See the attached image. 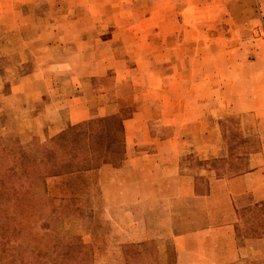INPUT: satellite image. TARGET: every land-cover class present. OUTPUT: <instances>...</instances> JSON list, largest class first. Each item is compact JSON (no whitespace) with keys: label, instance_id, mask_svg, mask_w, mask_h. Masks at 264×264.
Returning <instances> with one entry per match:
<instances>
[{"label":"rangeland","instance_id":"1","mask_svg":"<svg viewBox=\"0 0 264 264\" xmlns=\"http://www.w3.org/2000/svg\"><path fill=\"white\" fill-rule=\"evenodd\" d=\"M88 1L85 10L67 6L69 0H53L58 10L51 14L47 0H27L20 10V18L59 22L51 30L22 29L23 35H43L42 41L59 45L51 50L57 60L64 58V36L84 41L92 36L91 45L111 48L126 79L100 99L89 89L83 99L91 119L45 142L20 137L26 125L14 122L21 113L9 115L13 109L4 101L9 92L0 89V185L7 188H0V202L8 201L0 214V264H151L147 243L125 244L114 235L123 211L112 195L129 186L112 183L110 168H119L127 158L123 117L138 113L136 99L148 98L160 107L158 119L151 122L155 129L162 111L185 114L174 104L162 108L165 99L201 101L192 104L194 120L211 119L231 152L230 158L205 164L231 161L236 170L227 176L259 171L245 179V190L259 180L263 192L258 198L264 196V17L257 1ZM88 12L94 29L80 28ZM68 18L78 20V26L61 27ZM251 19L260 22L246 27ZM3 73L0 69V84ZM169 73L162 86L161 76ZM148 114L154 117L152 111ZM190 151L176 164L192 163ZM105 165L108 171L99 175ZM141 189L139 181V197H145ZM254 198L240 210L238 229L245 244L264 240V200L256 203ZM259 264H264V250Z\"/></svg>","mask_w":264,"mask_h":264},{"label":"crops","instance_id":"2","mask_svg":"<svg viewBox=\"0 0 264 264\" xmlns=\"http://www.w3.org/2000/svg\"><path fill=\"white\" fill-rule=\"evenodd\" d=\"M26 1L0 0V69L5 76L0 89L7 87L9 92L4 98L13 109L8 111L9 115L15 110L21 113L20 119L14 121L21 127L23 123L26 125L20 137L27 134L31 140L45 142L62 130L91 119V111L83 99L89 89L93 88L100 99L115 93L126 77L111 48L91 45L92 36L85 41L73 40V35L64 36V58L57 60L51 50L57 51L59 45L50 39L42 41L43 35H23L22 29L27 26L31 30L59 27L58 21L47 18L38 22L37 17L34 21L20 18ZM256 1L259 15L264 17V0ZM47 3L51 14L57 12V6L52 7L53 0ZM67 6L86 10L90 3L69 0ZM87 15L80 28L94 29L95 25L90 26L94 17L89 12ZM258 22L259 19H251L245 26ZM78 23L68 18L61 22V27L70 28ZM170 77V73L162 75L161 85L167 84ZM146 90L151 94L153 83L149 81ZM135 103L139 106L138 113L123 117L127 158L119 168H110L112 183L129 186L128 190L112 195L123 211L114 235L125 244L147 243L151 264H259L264 240L245 244L238 229L240 210L249 203V197L256 196V203L264 200V196L258 198L263 192L258 191L263 186L259 180L245 190V179L259 171L227 176L226 172L236 170L231 161L224 160L215 166L205 164L230 158L231 152L211 119L194 120L192 104L201 101L165 99L162 108L174 104L183 107L185 114L162 111L156 129L151 122L158 119L156 111L160 107L154 108L148 98L136 99ZM151 111L153 118L148 114ZM187 149L193 154V164H176L175 160ZM97 171L99 175L105 174L107 165ZM139 181L145 197H139Z\"/></svg>","mask_w":264,"mask_h":264},{"label":"trees","instance_id":"3","mask_svg":"<svg viewBox=\"0 0 264 264\" xmlns=\"http://www.w3.org/2000/svg\"><path fill=\"white\" fill-rule=\"evenodd\" d=\"M0 188H1V192H4V190H7L5 184H1V185H0ZM7 202H8V201L0 202V214H2L1 212H2V210H3V207L5 208V206L8 205ZM20 204H21V203H20ZM20 204L17 203V204H15V205H17V208H18ZM2 238H3V237L0 235V240H1ZM0 244L2 245V242H1V241H0ZM31 264H33V263H31Z\"/></svg>","mask_w":264,"mask_h":264}]
</instances>
